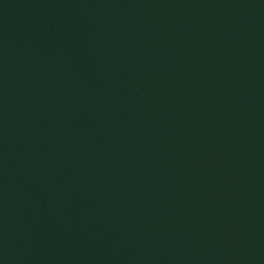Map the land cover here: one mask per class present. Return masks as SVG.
<instances>
[{
    "label": "water",
    "instance_id": "95a60500",
    "mask_svg": "<svg viewBox=\"0 0 264 264\" xmlns=\"http://www.w3.org/2000/svg\"><path fill=\"white\" fill-rule=\"evenodd\" d=\"M0 264H264V0H0Z\"/></svg>",
    "mask_w": 264,
    "mask_h": 264
}]
</instances>
